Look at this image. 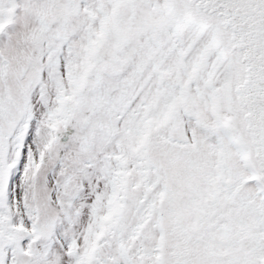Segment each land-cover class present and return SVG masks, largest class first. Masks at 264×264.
<instances>
[{"label":"snow or ice","instance_id":"6c2138e0","mask_svg":"<svg viewBox=\"0 0 264 264\" xmlns=\"http://www.w3.org/2000/svg\"><path fill=\"white\" fill-rule=\"evenodd\" d=\"M0 264H264V0H0Z\"/></svg>","mask_w":264,"mask_h":264}]
</instances>
